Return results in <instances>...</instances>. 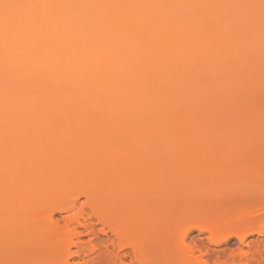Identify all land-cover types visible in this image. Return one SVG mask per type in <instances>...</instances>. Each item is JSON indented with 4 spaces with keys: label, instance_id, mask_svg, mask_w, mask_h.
<instances>
[{
    "label": "rangeland",
    "instance_id": "1",
    "mask_svg": "<svg viewBox=\"0 0 264 264\" xmlns=\"http://www.w3.org/2000/svg\"><path fill=\"white\" fill-rule=\"evenodd\" d=\"M254 9L258 8L254 6ZM233 28L232 36L222 35L216 40L222 54L208 53L205 73L200 76V86L223 96L221 101L182 108L176 98L187 92L178 91L170 112H166L163 108L166 99L162 95L155 92L149 99L151 87L143 90L147 101L143 104L137 103L142 92L127 101L105 103V107L102 103H74L87 110L109 108L112 117H78L80 121L62 120L44 126L34 123L30 113H14L5 122L2 121L7 117L0 118V221L8 222L0 230V247L21 253L30 264H83L73 255L78 239L86 252L96 254L107 248L113 253L106 259L107 263L102 259L100 264H136L132 248L139 242L143 245V257L151 264H183L181 258L187 264L189 259L185 255L191 253L198 260L200 255L204 256L200 258L206 264H214L217 259L221 264H258L252 260L256 258L257 247L264 259V38H261L264 24L261 33L256 31L254 36L242 34L235 24ZM212 30L224 29L214 25ZM185 53L183 48L178 50L184 60ZM200 55L198 50L193 62L179 66L185 71L197 66ZM215 62L229 64L230 81L243 80L249 84L222 91L218 86L224 82V76L208 73ZM162 76L167 80L168 72ZM180 85L185 89V79ZM79 98L74 94V99ZM155 109L160 112L150 120L158 124V129L170 126L176 119L180 121L177 125L180 129L170 131L166 141L205 143L212 148L203 153H198L201 149L193 150L198 151L193 155H183L182 151L187 150L179 148L168 151L147 148L148 144L161 142L163 136L158 137L157 128L145 130V122L149 121L141 119L138 112ZM120 111L126 114L122 128L113 121ZM105 145L122 148L123 152L114 155L113 147L106 149ZM227 149L228 152L223 151ZM43 156L53 160L55 167L65 169L73 167L76 160L84 163L82 167L87 171L79 182L72 184L69 199L65 195L67 202L62 198L63 202L53 204L50 196L42 193L40 199L45 204L42 209L39 207L41 211L37 209L36 215L33 210L28 211L32 177L38 173L33 161ZM100 156L105 159L107 178L92 171L94 161ZM63 184L57 186L61 188ZM99 188L109 207L104 212L126 228L125 238L113 237L108 228L103 230L96 217L92 219L95 235L106 239L104 243L86 233L66 235L58 231V236H52L43 232L50 215L63 228L85 205V193L95 194ZM71 204H76L78 210L70 211ZM28 212L36 216L38 230L26 229L32 220ZM22 215L25 220L27 216L30 218L27 226L25 220L26 223L22 222L23 232L14 228V222ZM213 222L221 225L218 232L210 230ZM125 247L128 254L121 262L115 255L119 248Z\"/></svg>",
    "mask_w": 264,
    "mask_h": 264
},
{
    "label": "bare ground",
    "instance_id": "2",
    "mask_svg": "<svg viewBox=\"0 0 264 264\" xmlns=\"http://www.w3.org/2000/svg\"><path fill=\"white\" fill-rule=\"evenodd\" d=\"M262 1L0 0V118L7 117L2 121L5 122L14 113H30L34 117V123L44 126L62 120L80 121L78 117H112L109 108L95 107L87 110L85 106H75L74 103H102V107H105V103L127 101V98L140 92L143 94V90L151 87L154 89L151 88L149 99L155 92L162 95L166 99L163 105L166 112H170V106L178 91L187 92L185 96L176 98L177 104L182 108H192L194 104L201 102L221 101L223 96L207 92L206 88L200 86V76L205 73L204 67L208 64L207 54H222L216 47V40L222 35L232 36L234 24L242 34L254 36L256 31L260 34L264 24V15H261L264 11ZM254 6L258 9L255 10ZM257 14L260 15L256 16ZM214 25L224 30L216 32L212 30ZM261 35L264 38V32ZM180 48L186 50L185 60L179 57ZM198 50L201 53L199 64L185 71L183 67L196 59ZM179 64H183V67ZM214 65L208 73H220L224 76V82L218 86L222 91H228L227 89L235 85L249 84L243 80L230 81L232 71L227 62H215ZM165 72H168L167 80L162 76ZM182 79H185V89L180 85ZM74 94L79 95V100L74 99ZM145 98L146 94L139 96L137 103H147ZM159 112L157 109L138 112L142 114L139 115L141 119L149 121L145 122V130L151 131L158 127L150 118ZM125 119L126 114L120 111L117 119L113 121L121 125L125 123L122 122ZM106 120L110 122L109 119ZM178 123L180 121L176 119L170 126L157 128L158 137L163 138L161 142L152 145L153 147L146 145L147 148L187 150L182 151L183 155H193L198 152L193 151L196 149H201L198 153H203L212 148V145L205 143L172 144L166 141L170 131L180 129ZM135 124L137 125L136 121ZM122 127L121 125L120 128ZM111 147L114 155L123 152L122 148L120 150L113 145L104 146L106 149ZM223 151L228 152V149ZM100 158L101 156L92 163V171H98V174L101 173V176L107 178V167L103 163L105 159ZM33 162L38 173L32 177L28 211L33 210L36 215L37 209L41 211L45 204L40 199L44 192L50 196L49 200L53 204L63 202L62 198L66 201L74 187L72 184L76 180L79 182L87 171L86 167H82L84 163L76 160L73 167L67 166L69 169L55 167L53 160L44 156L34 159ZM60 182L64 183L62 189L57 186ZM85 198L86 203L80 210L76 204L68 207L70 211L78 212L63 228L58 227L53 222L54 217L50 215L44 223L46 227L43 232L52 236H58V231L66 235L86 233L87 236L104 243L106 239L95 235L96 228L92 219L96 217L103 230L108 228L113 237H126V228L110 213L104 212L109 207L103 200L102 189L99 188L95 194L85 193ZM86 210L92 214L89 215ZM29 212L28 216L32 219L30 222V218L27 216L25 220L23 215L14 222L17 231L23 232L22 222H27L26 226L29 222L27 227L30 228L26 229L38 230L36 216H31ZM7 223L0 221V230ZM219 225L213 222L210 230L212 228L213 232H218ZM79 240L74 244L77 251L73 255L80 258L83 264H100V260H106L113 255L107 248L96 254L86 252ZM226 241L227 239L223 244ZM139 243L132 248L135 263L149 264L143 257V245ZM126 249L127 247L122 250L119 248L115 255L121 262L127 257L128 253L124 252ZM255 253L256 258L252 257V260L264 264L258 247ZM191 254L185 255L186 260L190 261L187 260V264L205 262L204 259L201 260L204 256L200 255L198 260V257ZM206 256L208 254L205 258ZM244 259L248 260V257L245 256ZM181 260L185 264V260ZM0 264H30V261L21 253L0 247ZM214 264L221 263L217 259Z\"/></svg>",
    "mask_w": 264,
    "mask_h": 264
}]
</instances>
